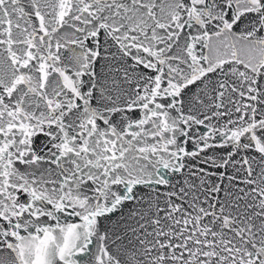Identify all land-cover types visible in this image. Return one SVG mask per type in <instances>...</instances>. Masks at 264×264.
Segmentation results:
<instances>
[{"label": "snow or ice", "instance_id": "6c2138e0", "mask_svg": "<svg viewBox=\"0 0 264 264\" xmlns=\"http://www.w3.org/2000/svg\"><path fill=\"white\" fill-rule=\"evenodd\" d=\"M101 36L150 70L135 81L125 71L135 86L115 97L94 91ZM218 73L211 92L194 96L204 111L185 112L189 86L207 88ZM227 145L202 161L227 184L198 167V184L166 193L163 208L150 202L156 216L151 231L139 226L144 238L109 250L100 218L144 199L138 186L174 188L159 166L182 173L193 167L186 157ZM241 150L257 155L235 159ZM228 167L235 172L219 171ZM89 257L264 264V0H0V264Z\"/></svg>", "mask_w": 264, "mask_h": 264}, {"label": "water", "instance_id": "95a60500", "mask_svg": "<svg viewBox=\"0 0 264 264\" xmlns=\"http://www.w3.org/2000/svg\"><path fill=\"white\" fill-rule=\"evenodd\" d=\"M26 3V0H25ZM247 23V18H242L241 21L236 26V30L239 31L241 27H243ZM66 32L70 33L71 29H65ZM101 40V56L98 61L93 63V70L97 73V88L94 90L97 97H99L100 89H105L108 93L112 94L115 97L117 94H120L124 91H130L132 87L135 86L133 82L132 85H129L124 77V72L128 71L133 81L136 80L137 74L142 73L144 70L142 66H133L134 62L128 58L124 57L123 54L119 51L118 46H116L110 40L105 43L104 37H100ZM219 42L213 38V44H218ZM106 49V51H105ZM64 54H69L68 50H63ZM197 54L207 53L208 50L204 49L201 45H197ZM224 49L221 47V52ZM135 52V49H133ZM82 79L88 80V77L85 76ZM210 79L212 83L208 84L207 88H205L204 84L197 82L195 85L189 86V89L184 93L183 96V110L187 112L189 108H193L194 112L204 111L203 107L196 103L194 96L200 95L204 96L205 92H211L212 88L215 87V82L218 79H222L221 74L211 75ZM86 85L84 90H87ZM206 98V97H204ZM95 104V101H93ZM224 109H221L223 111ZM210 114V113H209ZM175 115V113H173ZM118 120L119 117L117 116ZM227 118L219 120V124L225 123ZM213 123H217L214 119ZM199 127L200 131L203 132L206 129L203 126H195ZM194 131V129H193ZM243 139V138H242ZM44 140L43 136H40L39 140H37V144L41 143ZM154 142V141H149ZM246 142V141H245ZM215 143H219V139L215 141ZM186 147L188 150H192L193 145L189 142ZM232 151L231 145H227L223 148H213L206 149L203 153H201L198 157L195 158H185V162L187 165H192V168L186 167L182 173H174L168 169H164L162 166H159V171L162 175L168 178L171 182L172 186H164V185H152L149 187L138 186L136 191L138 196H143L144 199H137L134 201H126L121 207L117 208L113 213L106 214V217H102L99 219V228L101 232L108 233V244L109 250L113 253H117L123 248H130L131 245H136L138 243L137 237L144 238V229H141L139 226L144 224L147 231H151L150 220L156 216V208L150 207V202L155 203L158 197V206L163 208L165 207V202L168 199L166 193L171 191H178L180 187H184V182L187 180L189 183L198 184V179L194 178L191 175L192 171L198 170V167H203L209 172H214L216 175L213 177V180L217 183L227 184L228 181L226 177H220L217 169L212 167L209 164H204L202 161L206 159L208 155H226L227 152ZM257 155L254 151H245L241 150L239 155H235V159L239 160L243 155ZM155 159V158H153ZM239 167V165H237ZM219 171L227 172L231 174L235 172V169L232 167H228L226 169H219ZM243 175V172L240 173ZM242 186V185H241ZM122 188V186H121ZM155 190V191H154ZM223 196V192L220 194ZM151 198V200L149 199ZM175 199V198H173ZM179 202V201H177ZM132 212H136L137 215H132ZM162 216L163 213H160ZM71 221H76L77 218L69 217ZM135 229V233L132 231ZM131 242V243H130ZM96 244L93 245V251H95ZM91 258H85V264H88Z\"/></svg>", "mask_w": 264, "mask_h": 264}]
</instances>
